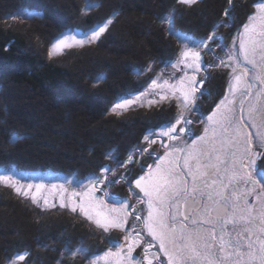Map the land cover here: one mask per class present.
<instances>
[{
  "label": "trees",
  "instance_id": "trees-1",
  "mask_svg": "<svg viewBox=\"0 0 264 264\" xmlns=\"http://www.w3.org/2000/svg\"><path fill=\"white\" fill-rule=\"evenodd\" d=\"M88 3L97 7L82 11ZM229 5V0H199L192 6L176 0H0V168L26 178L50 177L52 183L80 182L136 153L119 168L120 175L134 178L139 150L149 147L145 133L174 121L179 112L175 100L128 112L111 110L118 98L146 89L154 74L175 61L182 42L159 18L174 15L176 32L204 41ZM22 9L39 15L5 19ZM113 17L98 44L49 55L61 33L88 32ZM149 65L153 71L136 74ZM12 135L22 139L9 143ZM112 238L78 217L45 212L0 188V264L25 251L28 257L17 264H80L65 253L67 242L75 249L87 247L89 240Z\"/></svg>",
  "mask_w": 264,
  "mask_h": 264
},
{
  "label": "snow or ice",
  "instance_id": "snow-or-ice-1",
  "mask_svg": "<svg viewBox=\"0 0 264 264\" xmlns=\"http://www.w3.org/2000/svg\"><path fill=\"white\" fill-rule=\"evenodd\" d=\"M176 2L192 6L198 0ZM95 7L97 5L88 3L82 11L89 12ZM254 7L255 13L250 15L248 23L242 25V32L234 36L231 49L222 43L216 44L215 32L210 33L205 41H192L174 30V15L159 18L162 26H168V33L182 42L175 61L166 67L180 70L183 75L165 77L162 69L154 74L146 89L118 98L111 110L114 113L127 110L140 102L141 96L150 94L153 99L148 100L149 106L175 100L179 112L174 121L145 133L144 141L149 145L159 141L164 152L157 155L146 148L140 149L139 155L147 153L154 158V163L144 168V174L132 182L127 176L117 180H111L109 176L119 168L127 167L136 153L130 154L127 161L115 160V168L103 165L99 175L93 174L78 183L71 179L63 183L36 181L23 177L15 169L0 168V186L12 187L25 197L35 189L32 203L55 207L46 195H42V191L58 189L60 208L68 207L74 213L79 209L105 233L112 229L125 233L124 243L109 240V247L102 255L89 256L88 249L83 246L72 249L69 241L64 250L69 257L86 256L89 264H100L101 261L104 264H144L145 261L153 264L154 260L158 264H264V169L255 167L256 160L264 157V0L255 3ZM38 15L36 11L22 9L5 19H33ZM224 15H228L227 11ZM113 19L97 24L88 32L68 30L61 33L53 39L49 55L98 41ZM208 41L213 42L212 49H209ZM217 46L224 50V57L218 58L214 66L234 65L232 82L227 94L206 120L196 121L204 128L203 134L194 136L190 127L194 122L186 118V114L199 115L196 101L200 98L197 92L202 81H197L196 74L201 70V53L205 50L212 53ZM245 65L257 70L252 79L262 87L255 96ZM212 66L205 64L204 68ZM189 68L192 75L184 71ZM151 71L153 69L149 65L144 72L136 74L144 75ZM100 82L97 79L96 83ZM246 104L247 122L244 119ZM140 106H144L143 102ZM250 127L256 130L255 134L248 130ZM254 135L258 140L256 147ZM20 139L22 137L12 135L8 142L15 144ZM182 139L183 144L174 143ZM179 154H182V164L177 158ZM107 158L112 159V154L109 153ZM121 180L129 183V192L136 197L137 204L146 205V209L137 211L136 204L129 207L128 199H120L108 191ZM132 183L143 193L142 197L135 193ZM65 184L73 186L67 199ZM252 192H257L255 199L258 205L248 202L247 197ZM130 216L139 222V228L133 224L126 230ZM145 235L151 239L145 240ZM141 243L145 245L144 256L142 259L134 258L132 253ZM153 248L157 251L151 252ZM160 254L166 259H161ZM28 255L26 251L20 252L8 264L24 262Z\"/></svg>",
  "mask_w": 264,
  "mask_h": 264
},
{
  "label": "flooded vegetation",
  "instance_id": "flooded-vegetation-1",
  "mask_svg": "<svg viewBox=\"0 0 264 264\" xmlns=\"http://www.w3.org/2000/svg\"><path fill=\"white\" fill-rule=\"evenodd\" d=\"M258 2H260V0H229L230 5L226 10L228 15L227 16L224 15L223 17H221L217 26L212 31L215 32L216 34L215 42L217 45L222 43L227 49L232 48V40L234 36L238 32H242L243 30L242 25L249 22L250 15L254 14L256 11L254 4ZM191 40L196 41L193 39ZM208 45H209V49L213 48L212 41H208ZM201 56H202L201 70L198 72L199 75L196 77L198 82L202 81V86L199 88L197 92V96H200V98L196 101V105L198 106L199 109V115L186 114V118H190L194 122L192 125H190L194 136L201 135L197 132V130L200 128V126L204 127L203 124L196 123V121L200 120L201 118L206 120L207 116L210 115L215 110L216 106L219 104V101L224 97V95L227 94V89L229 85L228 80L230 78V74L232 73L230 66L227 67L214 66L217 65L218 58L224 57V50H222L221 47L219 46L215 47L212 53H209L207 50H205L201 53ZM205 64L213 65V66L205 69L204 68ZM258 87H262V86L259 84ZM254 92L255 91H252V93ZM201 93L203 94L202 96ZM238 108L239 107H237V109ZM244 119L245 122H247L248 119L247 105L245 107ZM195 130L196 133H194ZM248 130L255 131V129L251 127ZM164 139L165 141H167L166 137ZM177 142H181L183 144V139L180 141H175L174 143ZM254 147H256V140H254ZM146 149H148V152L155 153L157 155H163L164 152V150L160 146L159 141H157L156 144L149 145V147ZM177 158L179 160V163L182 164L183 163L182 154H179ZM262 161L260 162V166H258V164L255 165L257 170L264 169V157L262 158ZM153 163H154V158L150 157L147 153H145L143 156L140 155L137 166L132 169L131 174L137 172L136 177H139L140 175L144 174L143 169L147 168L149 165H152ZM144 239L148 240L146 235ZM144 247L145 245L143 243L142 246L138 247V249L140 248L144 249ZM150 251L156 252L157 249L153 248ZM142 253L144 256V252ZM160 258L166 259L162 256V254H160ZM144 264H147V262L145 261ZM153 264H158V262L153 261Z\"/></svg>",
  "mask_w": 264,
  "mask_h": 264
},
{
  "label": "rangeland",
  "instance_id": "rangeland-1",
  "mask_svg": "<svg viewBox=\"0 0 264 264\" xmlns=\"http://www.w3.org/2000/svg\"><path fill=\"white\" fill-rule=\"evenodd\" d=\"M198 1H199V0H198ZM21 19H23V18H21ZM241 63H243L242 60H241ZM230 67H231V71H232V67H234V65H232V66H230ZM245 67L248 68V70H249V71H248V77H247V78L250 80L251 83H253V88H252L251 91H255V92L253 93V96H255L256 92L259 91L260 88H261V87H258V86H259V82H258V81H255L254 79H252V78L255 76L257 70L253 69L251 65H245ZM162 69H163V72H164V76H165V77L170 76V75L175 76V77H179V76L183 75V72H181L180 70L174 69V68H172V67H166V65H164V66L162 67ZM162 69H161V70H162ZM184 71L187 72L189 75H192V74H193L191 68H189V69H185ZM160 72H161V71L159 70L158 73H160ZM238 72H239V70H237V74H238ZM198 75H199V74L197 73V74H196V77H197ZM232 76H233V73L230 74V78H229V80H228V83H229V84L232 82ZM228 83H227V84H228ZM228 86H229V85H228ZM149 99H153V96L150 95V94H149V95H145V96H141V97H140V102H143V105H144V106H140V102H138L137 104H134V105L130 106L127 110H124V112H128V111H130V110H136V109L139 108V107H146V106L148 105L147 102H148ZM155 99L158 100L159 97H155ZM222 99H223V98H222ZM165 103H166V101H164L163 103H160V104H152L151 106H153V107H154V106H157V105H159V106H163V104H165ZM167 103H168V101H167ZM246 105H247V104H246ZM246 105H245V107H246ZM147 107H150V106L148 105ZM236 107H239V104H237ZM203 128H204V127L200 126V128L197 130V132H198L199 134H203ZM250 131H252V130H250ZM255 131H256V130H255ZM255 131H252L253 134H255ZM194 133H196V130L194 131ZM254 140H256V139H255V135H254ZM177 143H178V144H182L181 142H177ZM257 143H258V140H256V144H257ZM139 156H140V155H138V157H139ZM262 158H263V157L258 158V159L256 160V164H258V166H260V162L262 161ZM138 159H139V158H138ZM262 162H263V161H262ZM22 176L25 177L24 174H22ZM121 176H127V179H128L129 182H132L133 179L136 177V176H135L134 178H132L130 175H127V174L120 175V172H119V170H118V171L115 172L114 175L109 176V179H111V180H117V179H119ZM136 178H138V177H136ZM28 179L36 180V181H39V180H43V181H44V177H38V176H35L34 178H28ZM73 181L76 182V183L79 182L78 180H73ZM123 182H124V181L121 180L119 183H122V184H123ZM53 183H55V182H53ZM56 183H58V182H56ZM119 183H117V184H119ZM117 184H116V185H117ZM72 187H73L72 185L65 184V188L68 189V192L65 193V197H66V199H67L68 193L71 192ZM127 187H129V186L127 185ZM132 187H133L135 193L139 194V196H141V197L143 196V193H140V192H139V189H135L134 183H132ZM0 188H6V189L10 190L11 193H13L14 195H16L17 197L23 199L24 201L29 202V203L32 204V205L37 206L38 208H40L41 210H44L45 212H53V213H54V212H65V213H68V214H70V215H72V216L78 217L80 220H82V221L86 222L87 224H89L94 230H96V232H98V233H102V234L107 235V236H110V237H113L112 239L120 240L122 243H124V241H123V236H124V234H125L124 232H122V231H120V230H118V229H112V230H110L109 232L105 233V232H103L101 229H99V228H98V227H97L92 221L88 220L83 214H81V213L79 212V209L77 210V212L74 213V212H72V211L70 210V208H68V207H66V208H60V206H59V198H58V196H59V190H58V189H51V188H48V189H45V190L42 191V195H46V196L48 197L50 203H54V204L56 205L55 207H47V206H38V204H34V203H32L31 196H32L33 194H35V189H33V191L30 192L29 195H28L27 197H25V196H23L22 194H18V193L15 191V189L12 188V187L0 186ZM108 191H109L111 194H115V193H120V194H121V193H123V194L125 195V193H127V194L125 195V196H127V197H125V199H128V200L130 201L129 207H131L133 204H136L137 211H140L141 209H146V205H143V204H137L136 197H135L132 193H129V188H128V189H116V187H111V188L108 189ZM258 191H259V190H257V192H258ZM257 192H252V193H250V195L247 197L248 202H249L250 204L258 205V202H257L256 199H255V197H256V195H257ZM97 195H100V193H97ZM115 195H116V194H115ZM37 199H38V201H39V204L42 205V204H43L42 200H40L39 197H38ZM120 199H121V198H120ZM144 214L146 215V211H145ZM133 224H137V227H138V228L140 227L139 222L134 221L133 218L130 216V217L128 218V224H127V226H126V230H127L128 227H131ZM133 235H135V233H133ZM146 237L148 238V240L151 239V238L148 237V236H146ZM108 241H109V239H102L101 242H100V239H99V242H97V241H96V242H95V241L92 242V243H97V245H96V244H92V243L90 244V240H89V245H87V247H86V245H84V246H85V248L88 249V255H89V256L102 255L103 252L109 247ZM142 244H143V243H141L140 246H142ZM141 248H142V247H141ZM141 248L138 249V247H135V249H134V251H133V253H132V256H133L134 258H141V259H142V256H143V253H142V252H143V249H141ZM125 251H126V249H125ZM138 254H139V255H138ZM162 256H163V255H162ZM73 259H79L78 261L81 262L80 264H89L88 258H87L86 256H76V257L73 258ZM154 262H155V260H154ZM100 264H104V262L101 261Z\"/></svg>",
  "mask_w": 264,
  "mask_h": 264
},
{
  "label": "water",
  "instance_id": "water-1",
  "mask_svg": "<svg viewBox=\"0 0 264 264\" xmlns=\"http://www.w3.org/2000/svg\"><path fill=\"white\" fill-rule=\"evenodd\" d=\"M108 29H109V28H108ZM107 31H108V30H107ZM107 31H106V32H107ZM106 32H105V33H106ZM105 33H104V34H105ZM104 34H103V35H104ZM103 35H102V36H103ZM102 36H101V37H102ZM101 37H100V39H101ZM100 39H99L98 41H94V42H92L91 44H85L84 46L76 45V46H73V47H71V48L64 49L63 51H56V52L52 53V55H53V56H61V55H64L65 52L68 51V50H72V49H76V48H83V47H85V46H89V45H92V44H98V43L100 42ZM49 180H50V177L46 178L44 181H45V182H49ZM56 182H58V183H63V182H65V181L59 179V180H57Z\"/></svg>",
  "mask_w": 264,
  "mask_h": 264
}]
</instances>
